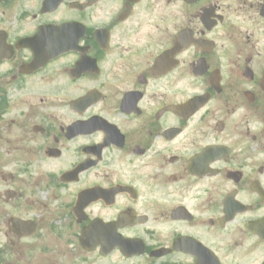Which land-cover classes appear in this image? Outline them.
I'll list each match as a JSON object with an SVG mask.
<instances>
[{"label":"flooded vegetation","instance_id":"af4514ba","mask_svg":"<svg viewBox=\"0 0 264 264\" xmlns=\"http://www.w3.org/2000/svg\"><path fill=\"white\" fill-rule=\"evenodd\" d=\"M0 264H264V0H0Z\"/></svg>","mask_w":264,"mask_h":264},{"label":"water","instance_id":"95a60500","mask_svg":"<svg viewBox=\"0 0 264 264\" xmlns=\"http://www.w3.org/2000/svg\"><path fill=\"white\" fill-rule=\"evenodd\" d=\"M38 54H39V51H35V55L36 56H38ZM49 58V57H48ZM36 61L38 62L39 61V59L38 58H36Z\"/></svg>","mask_w":264,"mask_h":264}]
</instances>
